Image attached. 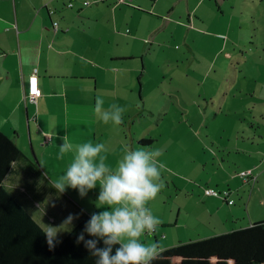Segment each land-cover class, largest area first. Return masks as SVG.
<instances>
[{"label": "rangeland", "instance_id": "374dc122", "mask_svg": "<svg viewBox=\"0 0 264 264\" xmlns=\"http://www.w3.org/2000/svg\"><path fill=\"white\" fill-rule=\"evenodd\" d=\"M198 1L189 0V11L185 1L177 2L170 15L171 21H165L164 27L149 37L147 47H150V51L144 57V88L141 92L135 77V88L123 106L126 108L123 123L118 125V130L127 136L128 141L130 136L151 139L153 142L149 148L158 149L161 153L157 159L166 157L169 171L162 170L165 187L149 202L148 207L162 220L164 226L160 224L159 230L168 233L169 244L178 239L186 240L197 232L203 235L210 232L212 227L230 228L224 222L228 215L230 225L235 224L232 228L264 220V151L256 155V163L257 160L263 163L253 168L256 178L253 181L251 176H247L248 182L238 175L241 170L234 167H243L236 160L238 154L228 155L227 158L221 154L223 146H231L233 131L237 130L238 143H241V137L246 138L254 132L253 145L260 144L259 148L264 149V100L248 98L252 91H255L253 96L264 98V86L259 84L264 83V64L258 67V71L252 72L253 66H256L255 60L258 61L254 53L264 48V24L259 20L262 8L257 6L259 0H244V3L242 0H229V5L226 0L217 9L214 0H204L201 5L198 3V9H193ZM131 2L124 0L116 3L115 0L121 7L135 6ZM167 2L158 1L154 12L165 11ZM151 3V0H145L144 4L149 6ZM216 13L217 20H214ZM136 15L141 17L140 14ZM148 17L142 16V22L147 23L151 19L152 24H157V19ZM253 26L259 29L257 39L253 38ZM129 27L131 30L135 28ZM227 53L232 55L231 59ZM141 62L135 60L133 66L140 68ZM234 79L236 84H233ZM5 107L6 104L0 101V124L4 128L7 127ZM219 107L221 112L217 115ZM137 110L138 115L133 117ZM259 112L263 114V119ZM249 123L255 124L254 129L249 127ZM260 136H263V140ZM228 137L231 140L226 142ZM39 144L36 143V147H40ZM18 148L33 161L41 158L26 131L21 136ZM222 157L227 159L223 161L224 168L218 165ZM246 159L243 157V160ZM56 161L52 167L57 172L62 167ZM225 172L229 175L237 173L233 182L226 180ZM63 173H56V179ZM49 177L55 179L52 175ZM13 178L6 180L5 184L15 194L20 188L15 190L17 183ZM205 187L228 190L233 205L219 202L221 209H217V205L203 202L201 195ZM76 192L74 195L78 202L89 210H106L96 207L98 195L93 197V191L87 193L90 195L87 199L89 205ZM95 192L98 194L97 187ZM27 196H30L29 193ZM58 204L62 210L60 214L70 211L61 201ZM66 217H61L62 220H57L54 225H59ZM141 240L151 242L154 240L153 234H146Z\"/></svg>", "mask_w": 264, "mask_h": 264}, {"label": "crops", "instance_id": "0c3cea01", "mask_svg": "<svg viewBox=\"0 0 264 264\" xmlns=\"http://www.w3.org/2000/svg\"><path fill=\"white\" fill-rule=\"evenodd\" d=\"M83 1L88 0H0V101L6 104L7 119V127L4 128L0 124V131L11 137L17 147L21 136L26 131L34 150L39 151L41 157L35 158L40 168L38 172H35L29 164L31 159L23 153L24 159L12 163L11 170L3 180V185L8 189L5 181L14 177L13 180L18 184L15 185V190L17 187L20 190L18 189L15 194L8 190L40 226L41 223L55 226L57 220H62L61 217L64 215L79 213L81 209L85 210L84 213H93L88 207L78 202L74 189L59 194L50 183L55 181L56 173L66 171L75 156L76 145L86 142L105 143L108 148L105 154L106 162L112 167L116 166L127 148L149 147L140 144L139 140L143 138L130 136L128 141L127 136L125 134L123 136V132L118 130V125L112 122L104 123L94 110L95 100L97 97L102 98L105 109L111 104L125 106L135 88L133 82L135 77L142 92L145 82L143 77L146 73L144 57L148 56L150 51V47H147V44H150L147 42L149 37L158 29H162L165 21H171L170 15L177 2L185 1L186 9L189 11V0L169 2L162 0L167 2L164 5L165 11L157 14L154 9L160 0H151L152 3L149 6L144 4L145 0H131V4L135 6L124 5V7L116 4L115 0H89L91 1H88L89 5L84 7ZM203 1L196 2V5L194 2L193 9H198V3L201 5ZM69 2H72L71 7L67 6ZM225 2L226 0H214V5L217 9L219 4ZM257 6L262 8L263 16L261 15L259 20L264 24V0H259ZM136 13L141 17H137ZM194 13L195 10L193 15ZM188 14L190 15V12ZM142 16L157 19V24H152L151 19H148L147 23L142 22ZM217 16L218 13L214 15V20H217ZM53 22H56V28L52 26ZM200 23H202L201 20ZM128 25L135 27L134 30L128 28ZM258 30L256 26H253L254 39H257ZM227 55L230 59L232 58V55L228 53ZM254 55L258 61L255 60L256 66H253L252 72L258 71V67L264 64V48L261 51L257 50ZM135 60L143 61L140 68L133 66ZM236 61L241 62L240 59ZM33 71L37 76V88L40 90L35 104L26 99L27 80ZM236 83L234 79L233 84ZM259 84L264 86V83ZM254 93L255 91H252L248 98L264 100V98L253 96ZM139 96L143 101L142 95L139 94ZM217 110L218 115L221 107ZM138 113L137 110L132 116L135 117ZM259 113L263 119V114ZM249 125L251 129H254V123ZM242 130L245 129L242 128ZM237 131H233L234 138L231 146H223L221 154H225L226 158L228 155L238 154L236 160L243 167L238 168L230 163L239 171L251 169L256 178L253 168H258L264 161L257 160L256 163L255 157L264 149L259 148L260 144L253 145L254 132L246 138L241 137V143H238L239 132ZM45 135L50 136L47 142L44 141ZM64 136H67L68 142L74 145V150L66 153L63 159H58L59 146L63 143ZM229 137L226 142L231 140ZM260 139L263 140V136H260ZM245 142L248 144H243ZM36 143H40L38 145L40 147H36ZM262 145L264 147V141ZM243 157L247 158V161L243 160ZM165 158L158 160L165 164L166 170L163 171L167 172L169 167ZM55 159L60 163V168L62 167L57 172L55 167H52ZM224 159L225 157L219 158V167L224 168L223 161L227 160ZM252 163L256 165L251 167ZM223 174L226 180L233 182L237 173ZM50 175L55 179H51ZM95 189L91 190L94 192L93 197L99 194V185H97L98 194ZM27 193L30 196H27ZM202 195L203 202L217 205V209H221L219 202L225 204L221 198L208 196L203 192ZM89 198V194L84 197L87 205L90 204L87 200ZM228 198L232 199L231 193ZM46 200L55 201L56 207L45 205ZM59 201L70 211L60 214L62 210L58 204ZM37 205H40L39 208ZM43 209L46 214L43 213ZM106 210L109 209L106 208ZM229 220V215L224 218L226 227L230 228L212 227L210 232H205L203 235L197 232L195 236H190L186 240L178 239L176 242L193 241L236 229L232 228L235 224L231 226ZM232 222L234 223L233 220ZM161 225V227L164 226L162 223ZM159 228L158 226L152 233L154 240L158 241L162 248L175 245L176 242L169 244L170 236ZM65 233H60L58 238ZM142 242L149 243L145 240Z\"/></svg>", "mask_w": 264, "mask_h": 264}, {"label": "clouds", "instance_id": "9594fccd", "mask_svg": "<svg viewBox=\"0 0 264 264\" xmlns=\"http://www.w3.org/2000/svg\"><path fill=\"white\" fill-rule=\"evenodd\" d=\"M103 105L104 100L97 97L94 110L104 123H123L125 107L111 104L105 109ZM62 140L58 159H63L66 153L74 150L67 136ZM107 152L108 148L102 142L76 145L75 156L66 171L50 183L59 194L74 189L80 198L99 185L96 207L109 210L91 213L76 237V243L83 242L84 247L97 258L96 264H153L163 248L158 241L144 243L141 238L154 233L162 223L148 207L149 202L165 187L162 170H166V166L157 159L161 153L158 149L145 146L127 148L116 166L112 167L106 162ZM44 204L56 207L55 201L46 200ZM84 211L69 213L56 226L41 223L49 251L61 243L58 239L60 233L73 230L74 222L80 219ZM43 213L46 214L44 209ZM85 233L94 239L86 240ZM98 241H103V247L97 246ZM115 245L118 247L113 254Z\"/></svg>", "mask_w": 264, "mask_h": 264}, {"label": "trees", "instance_id": "16d2710c", "mask_svg": "<svg viewBox=\"0 0 264 264\" xmlns=\"http://www.w3.org/2000/svg\"><path fill=\"white\" fill-rule=\"evenodd\" d=\"M139 142L149 146L153 140ZM22 159L23 152L14 140L0 131V264H96L97 258L83 242L76 243L77 235L90 217L87 213L49 251L41 226L3 185L12 163ZM29 164L35 172L40 170L35 160H29ZM85 239L94 238L85 233ZM97 246L103 247V241H98ZM117 247L113 246V254ZM153 264H264V220L163 248Z\"/></svg>", "mask_w": 264, "mask_h": 264}, {"label": "built area", "instance_id": "2783aa9c", "mask_svg": "<svg viewBox=\"0 0 264 264\" xmlns=\"http://www.w3.org/2000/svg\"><path fill=\"white\" fill-rule=\"evenodd\" d=\"M124 0H116V3H120V2H123ZM83 5L87 6L89 5V2L88 1H83ZM68 7H71L72 6V2H69L67 4ZM52 26L54 28H56V22H53L52 23ZM40 95V90L37 88V76L35 74V71H33V73H31L28 77V80H27V94H26V99L31 102V103H36V99L37 97ZM50 140V136L49 135H45L44 136V141H48ZM238 175L240 177H243L245 180L247 176H251V179L253 180L254 179V175H252V170L251 169H248V170H243V171H240L238 173ZM204 194L205 195H208V196H214V197H218V198H221L223 199L224 201H226L227 204H231L232 203V200H230L228 198L229 196V191L228 190H224V191H218L214 188H210V187H206L204 188L203 190Z\"/></svg>", "mask_w": 264, "mask_h": 264}]
</instances>
